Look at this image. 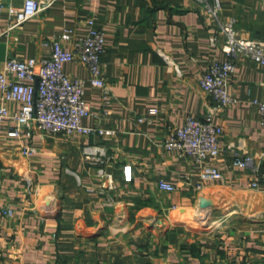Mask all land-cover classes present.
<instances>
[{
    "label": "crops",
    "instance_id": "1",
    "mask_svg": "<svg viewBox=\"0 0 264 264\" xmlns=\"http://www.w3.org/2000/svg\"><path fill=\"white\" fill-rule=\"evenodd\" d=\"M26 1L0 0V73L10 58H49L54 38L66 30L84 37L94 20L106 40L107 87L87 84L92 115L82 124L115 135L65 138L36 130L18 139L8 136L13 123L0 125V264L264 263V128L254 104L264 101V67L229 58L220 27L231 23L242 38L264 43V0H223L218 21L202 0H35L51 6L10 29L7 9ZM229 59L236 68L228 90L237 104L222 108L200 81L213 63ZM64 71L90 79L77 62ZM0 105L22 110L2 91ZM210 115L224 130L218 158L199 165L164 148L170 130ZM25 147L37 153L24 158ZM247 155L254 159L248 168L234 166ZM205 168L223 179L202 182ZM160 181L177 191H161Z\"/></svg>",
    "mask_w": 264,
    "mask_h": 264
},
{
    "label": "built area",
    "instance_id": "2",
    "mask_svg": "<svg viewBox=\"0 0 264 264\" xmlns=\"http://www.w3.org/2000/svg\"><path fill=\"white\" fill-rule=\"evenodd\" d=\"M206 9L219 20L223 0H202ZM50 3H41L27 0L21 9L8 8L11 19L10 29H17L49 8ZM5 12L0 6V16ZM89 32L84 37H76L74 30H66L62 35L54 38L48 45L51 55L47 59L20 60L10 58L3 73H0V91L4 93V100L22 104L20 113H11L6 105H0V125L13 123L8 129L11 138L30 139L35 131L44 134L71 138L73 136H95L111 138L113 131L102 128H87L83 126V119L90 117L92 112L84 101L87 84L105 90L107 79L104 71L103 57L106 53L105 35L103 30L96 27V22H88ZM221 34L226 36L222 51L229 57L251 59L264 67V43L242 38L234 29L233 24H222ZM216 39H213V43ZM68 45L71 48L65 49ZM77 62L86 67L90 73L89 81L70 78L64 71V65ZM235 63L229 59L224 63H213L208 72L200 81L202 91L208 94L222 108L235 106L237 100L228 90V80L235 71ZM106 101L110 100V92L105 94ZM258 107L264 128V101H255ZM157 111H151V115ZM140 124L147 122L146 118L138 120ZM223 128L216 125L212 115L205 120L188 118L182 127L170 130L164 144L167 151H173L179 156L191 159L202 165L209 159H216L221 155L220 139ZM37 153L35 148L25 147L21 151L24 158ZM254 159L252 156L237 157L234 166L246 169ZM107 183L112 184L111 175H105ZM223 175L216 169L205 168L201 173L202 182H219ZM258 189V183L253 184ZM107 188V186H105ZM158 188L166 193L173 194L177 187L165 181H160ZM203 185L197 186L201 190ZM7 217H13L14 212H5Z\"/></svg>",
    "mask_w": 264,
    "mask_h": 264
},
{
    "label": "rangeland",
    "instance_id": "3",
    "mask_svg": "<svg viewBox=\"0 0 264 264\" xmlns=\"http://www.w3.org/2000/svg\"><path fill=\"white\" fill-rule=\"evenodd\" d=\"M201 209V208H200ZM198 218L196 219V226L201 230H202V218H201V215L200 213L198 214L197 216ZM76 262H84V258H81V257H77V258H74ZM91 260V259H90ZM94 260V258H93ZM93 260L90 261L91 264H95L93 262ZM72 261H67V260H63L62 261V264H73V263H70ZM89 263V264H90ZM156 262H153V260L147 258V259H137V258H134V259H129V260H126L124 264H155ZM256 264H264V263H260V262H256Z\"/></svg>",
    "mask_w": 264,
    "mask_h": 264
}]
</instances>
